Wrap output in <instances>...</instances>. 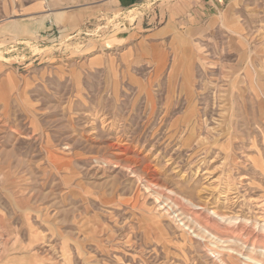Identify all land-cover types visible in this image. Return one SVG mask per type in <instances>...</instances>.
<instances>
[{
	"label": "rangeland",
	"instance_id": "obj_1",
	"mask_svg": "<svg viewBox=\"0 0 264 264\" xmlns=\"http://www.w3.org/2000/svg\"><path fill=\"white\" fill-rule=\"evenodd\" d=\"M190 1L0 0V264H264V0Z\"/></svg>",
	"mask_w": 264,
	"mask_h": 264
},
{
	"label": "crops",
	"instance_id": "obj_2",
	"mask_svg": "<svg viewBox=\"0 0 264 264\" xmlns=\"http://www.w3.org/2000/svg\"><path fill=\"white\" fill-rule=\"evenodd\" d=\"M234 1H238V0H234ZM218 2L219 0H209L205 4L204 3L201 4L200 17L197 18L198 16H195L196 18H193L190 21H188L185 17L182 18L169 17V19L167 20V24L164 27H162L158 32L151 34L150 39H152L153 42L151 44L157 47L165 46L170 36H173L176 33L175 29L182 30L183 28H194L193 26H196V28L199 29V36H201L202 38L209 35V33L215 34V31L217 30V26H218L216 25L217 23L216 18L218 15L214 14L215 12H212L211 15L209 14V11L219 10V4H217ZM189 3H192V1L182 0V4L185 6H188ZM205 5H208L209 9L206 8ZM188 22L190 23L188 24ZM214 25L215 27H213ZM131 36L132 34L122 38V42H120V44H123L124 42L128 41ZM9 261H7L6 263L3 262L1 264H7Z\"/></svg>",
	"mask_w": 264,
	"mask_h": 264
}]
</instances>
